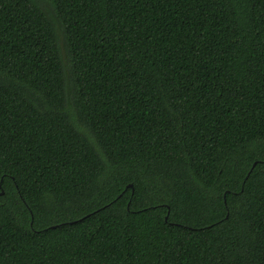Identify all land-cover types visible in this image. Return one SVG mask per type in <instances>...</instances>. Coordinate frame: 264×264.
Segmentation results:
<instances>
[{"label": "trees", "instance_id": "trees-1", "mask_svg": "<svg viewBox=\"0 0 264 264\" xmlns=\"http://www.w3.org/2000/svg\"><path fill=\"white\" fill-rule=\"evenodd\" d=\"M0 264H264V0H0Z\"/></svg>", "mask_w": 264, "mask_h": 264}, {"label": "water", "instance_id": "water-1", "mask_svg": "<svg viewBox=\"0 0 264 264\" xmlns=\"http://www.w3.org/2000/svg\"><path fill=\"white\" fill-rule=\"evenodd\" d=\"M255 163H253V165H254ZM129 186L131 187L132 185L131 184H129ZM167 217H165V219H166ZM53 226H55V225H53Z\"/></svg>", "mask_w": 264, "mask_h": 264}]
</instances>
